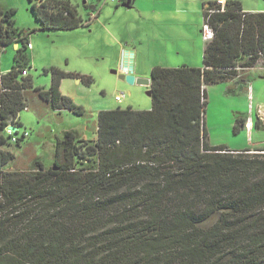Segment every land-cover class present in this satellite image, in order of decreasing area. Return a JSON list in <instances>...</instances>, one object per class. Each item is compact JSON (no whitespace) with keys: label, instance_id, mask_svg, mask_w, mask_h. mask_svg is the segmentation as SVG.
Instances as JSON below:
<instances>
[{"label":"trees","instance_id":"16d2710c","mask_svg":"<svg viewBox=\"0 0 264 264\" xmlns=\"http://www.w3.org/2000/svg\"><path fill=\"white\" fill-rule=\"evenodd\" d=\"M30 2L42 29L88 25L70 0ZM14 12L0 8V51L22 42L0 72V264H264V148L211 145L205 127L206 87L264 65V10L246 11L239 0L203 3L213 35L201 66H153L149 109L99 110L94 139L73 130L56 139L55 168L7 170L14 154L4 127H19L15 137L26 130L18 113L33 87L31 31L15 26ZM44 72L50 83L34 88L38 96L82 115L60 83L90 85L93 77L54 66ZM244 125L236 117L233 131Z\"/></svg>","mask_w":264,"mask_h":264},{"label":"rangeland","instance_id":"374dc122","mask_svg":"<svg viewBox=\"0 0 264 264\" xmlns=\"http://www.w3.org/2000/svg\"><path fill=\"white\" fill-rule=\"evenodd\" d=\"M137 1L139 4L145 2ZM180 1L187 6L189 1L198 3L197 37L196 32L191 31L186 13L173 18L171 25L166 27L158 23L153 25L148 19H142L139 16V10L142 8H138V5L124 7L116 6V1L111 0H70L76 6L78 14L88 21V25L68 30L42 29L32 12L30 0H0L1 9H15V26L31 31L28 35L31 47L27 49L26 54L29 57L27 75L31 77L33 84L25 94L27 108L18 113L22 122L20 130L26 129L28 135L22 138L19 132V143L9 142L5 145V148L14 154V158L5 164L3 169H30L42 161L49 164L48 161L53 159L55 141L62 138L66 130L75 131L78 138L94 139L97 134L99 110L129 106L134 109H149L151 99L146 93L148 87L120 79L121 69L116 59L121 47H131L135 42L140 50L137 51L136 69L133 65V74L136 77H149L151 68L155 65L176 67L185 64L182 60L191 57L194 51H199L204 41L202 3L217 0ZM239 1L243 8L249 10L264 8V0ZM171 35L173 39H164L165 36ZM17 46L21 47L22 42H17ZM15 49L14 43L1 49L0 72L12 67ZM195 60H198V57L191 59L192 64H202V59ZM51 66L93 77L90 85L78 82L72 77L63 79L62 94L69 96L84 108L82 115L68 110H53L49 103L38 96L34 88H48L50 73H45L44 69ZM246 70H240L238 75L230 79L232 81L205 86V127L211 145L223 144V141L227 144H237L244 136L255 140L259 133H264V129H259L252 123L249 124L248 130L243 128L237 132L233 131L235 118L241 115L251 122L256 119L260 121L256 109L258 101L264 102V84H253L252 81L249 83L250 87L239 89L238 79ZM122 91V99L115 100L114 96ZM94 163L93 160L82 161L79 166L87 167Z\"/></svg>","mask_w":264,"mask_h":264},{"label":"crops","instance_id":"0c3cea01","mask_svg":"<svg viewBox=\"0 0 264 264\" xmlns=\"http://www.w3.org/2000/svg\"><path fill=\"white\" fill-rule=\"evenodd\" d=\"M205 3V2H203ZM202 3V5H203ZM74 5V4H73ZM87 7V4H85ZM122 5V3L120 4ZM118 5V6H120ZM138 5V6H137ZM140 5V6H139ZM123 6V5H122ZM138 7V8H142V10H139V16L144 19H148L150 22H153L155 25L156 23H158V25L160 26H166L169 27V25H171V22L173 21V18L186 13L187 14V22L189 23V25L191 26V31L196 32V37H197V28L199 27V23H198V3H193L192 1H189V6L183 4L180 0H145V2L139 4L137 0H132L130 7ZM142 6V7H141ZM246 11H257V10H264V8H258L255 10H249L248 8H243ZM99 13V11H98ZM98 13H96L98 15ZM96 15V16H97ZM95 17V16H94ZM78 28V27H77ZM75 29V28H73ZM169 32V31H168ZM166 32V33H168ZM170 34V33H168ZM173 37V35L171 36H165L164 39L171 38ZM204 40V39H203ZM203 42V44H202ZM201 44L202 46H200V50L199 51H194L193 55L191 57H186L185 59L182 60L183 63L187 64V65H194L197 66L198 64H196L194 62V64H192L191 59L197 58L200 61V59H202V53H203V49L205 47L206 41H202ZM14 46L17 47V43H14ZM127 49H131L133 50V56H134V69H136L137 65V56H138V52L140 51L137 44L134 42V44L131 47H121V49L119 50V54L117 56L116 62L118 63V67L119 69H121L120 71H122V51H125ZM164 49V46L162 47V50ZM124 53V52H123ZM195 60V61H198ZM183 65V64H182ZM200 65V64H199ZM201 66V65H200ZM66 78V77H64ZM63 78V79H64ZM74 78V77H72ZM63 79L61 80L60 83V91L62 92V83H63ZM239 82V89H244L247 88L248 86L250 87L252 81L253 84L254 83H259V84H264V65L259 64L255 65L251 68H248L245 72L243 71V76L240 77L238 79ZM78 82H81V80H77ZM232 81V80H230ZM226 82V81H225ZM63 93V92H62ZM253 99L252 97V93H251V100ZM262 101H258V106H257V113L259 116L260 121H258V128L259 129H264V106H262ZM244 119L245 125L240 128V129H246L248 130V127L250 126L249 124L252 123L253 125V120L252 122L246 119V117L244 116H240ZM258 118V117H257ZM20 120V119H19ZM21 121V120H20ZM247 124V125H246ZM243 140H240L239 143L237 144H227L226 142L223 141V144H219V145H224L225 147L232 149V150H240V149H244V148H264V133H259L258 136L255 138V140L250 139L249 137H242ZM42 161V160H41ZM53 159L49 160L48 163L49 164H44V161H42L44 167H49L50 165H52Z\"/></svg>","mask_w":264,"mask_h":264},{"label":"water","instance_id":"95a60500","mask_svg":"<svg viewBox=\"0 0 264 264\" xmlns=\"http://www.w3.org/2000/svg\"><path fill=\"white\" fill-rule=\"evenodd\" d=\"M132 0H125L122 5L124 7H130ZM133 50L131 49H127L124 51L123 53V58H122V71H120L119 73V78L122 80L127 81L130 84L133 83H138V84H143L145 86L148 87V89L146 90V93L148 95H150V89H149V85H150V77H146V78H141V77H136L133 74ZM115 72V71H113ZM76 80H79V78H76ZM15 128V126H14ZM53 168H55L54 166H52Z\"/></svg>","mask_w":264,"mask_h":264},{"label":"built area","instance_id":"2783aa9c","mask_svg":"<svg viewBox=\"0 0 264 264\" xmlns=\"http://www.w3.org/2000/svg\"><path fill=\"white\" fill-rule=\"evenodd\" d=\"M112 2H119L120 0H111ZM217 3H219L221 5V7L224 6L225 0H217ZM202 31H203V38L204 40H208L212 38L213 35V31L212 28L210 27V25L208 24V22L206 20H203V26H202ZM27 47L30 48L31 44L30 42L27 44ZM262 64V61L257 62L255 65ZM263 65V64H262ZM236 69L240 70V67H236ZM22 75H26L27 72L26 70H22ZM124 96V92H120L119 94H116L114 96L115 100L120 101L122 99V97ZM15 126V128H14ZM19 127H17L15 124L13 123H8L5 127H4V131L7 135H10V142H16L17 141V137H15V131L18 130ZM21 134H23L22 136L25 137L28 132L26 130L21 131Z\"/></svg>","mask_w":264,"mask_h":264}]
</instances>
